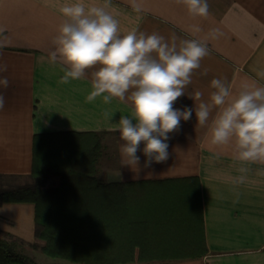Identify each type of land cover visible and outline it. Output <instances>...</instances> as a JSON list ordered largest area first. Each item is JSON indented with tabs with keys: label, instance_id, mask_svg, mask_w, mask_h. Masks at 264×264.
Listing matches in <instances>:
<instances>
[{
	"label": "crops",
	"instance_id": "1",
	"mask_svg": "<svg viewBox=\"0 0 264 264\" xmlns=\"http://www.w3.org/2000/svg\"><path fill=\"white\" fill-rule=\"evenodd\" d=\"M71 2L0 0V26L6 28L4 36L10 42L0 50V63L8 66L0 75L9 80L8 88L0 89L5 96L0 110L1 176L29 179L34 148H42L47 139L60 143L98 138L97 177L128 184L130 206L147 222L146 237L156 241L153 245L141 241L131 250L179 255L116 264H264V163L241 162L231 146L211 145L207 128L196 125L194 112L191 120L181 121L179 131L169 133V159L146 170L152 176L134 180L127 168L121 169L122 180L112 175L119 168L122 141L110 128L120 116L129 115V103L114 98L104 104L100 97L86 103L96 69L62 84L64 65L48 60L63 19L59 8ZM142 2L146 11L137 13L130 0H111L108 11L119 20L121 34L135 28L165 38L175 35L179 42L203 38L212 28L223 32L209 41L210 55L193 73L186 95L201 90L207 96L213 78L226 77L235 87L259 80L257 71L264 69V0H208L210 15L195 20L175 0ZM86 3L100 5L104 0ZM192 24H199L202 31L193 34ZM204 69L206 76L201 75ZM186 95L174 108H194ZM138 155L143 162V154ZM241 167L248 169L245 183L235 184ZM34 211L32 202L0 203V233L34 242Z\"/></svg>",
	"mask_w": 264,
	"mask_h": 264
},
{
	"label": "clouds",
	"instance_id": "2",
	"mask_svg": "<svg viewBox=\"0 0 264 264\" xmlns=\"http://www.w3.org/2000/svg\"><path fill=\"white\" fill-rule=\"evenodd\" d=\"M182 5L193 20L206 19L209 15L208 0H175ZM111 0L103 4H88L86 0H73L59 8L62 22L57 28L49 53V63L61 62L63 75L60 83L85 77L91 73V91L85 102L97 97L104 104L113 99L129 103V115L120 116L110 131L118 132L119 168L112 175L123 179L121 169L133 173L132 179L152 176L146 171L153 164L165 163L170 156L169 133L179 131L181 121L192 119L196 125L207 128L208 142L217 147L231 146L235 159L246 163H264V69L257 71L259 80L244 81L235 87L226 77L213 78L211 91L205 95L197 90L186 95L193 73L201 61L210 55L208 43L219 39L223 32L212 28L206 36L197 39L170 38L152 32L132 29L121 34L119 20L108 11ZM133 11H146L142 0H130ZM193 34L200 33L199 24L190 26ZM6 28L0 26V50L9 46L4 36ZM8 66L0 63V73ZM207 69L201 75H207ZM9 80L0 75V89H7ZM194 101V108H174L181 96ZM5 106V96L0 91V110ZM113 112L106 118L110 119ZM141 144L143 147L141 148ZM142 153L144 160L141 162ZM219 158V154H216ZM241 175L233 183L244 184L248 169H238Z\"/></svg>",
	"mask_w": 264,
	"mask_h": 264
},
{
	"label": "trees",
	"instance_id": "3",
	"mask_svg": "<svg viewBox=\"0 0 264 264\" xmlns=\"http://www.w3.org/2000/svg\"><path fill=\"white\" fill-rule=\"evenodd\" d=\"M98 159V138L60 143L47 139L42 148H34L30 180L0 185V203H34L35 241L29 244L66 262L47 264L178 258L175 252L168 255L131 250L141 241L151 245L156 241L146 237L147 222L130 206L128 184L109 183L97 177ZM51 178L56 183L47 185ZM6 235L12 239L0 236V264H39L20 249L19 238ZM37 240L42 243L37 245Z\"/></svg>",
	"mask_w": 264,
	"mask_h": 264
},
{
	"label": "rangeland",
	"instance_id": "4",
	"mask_svg": "<svg viewBox=\"0 0 264 264\" xmlns=\"http://www.w3.org/2000/svg\"><path fill=\"white\" fill-rule=\"evenodd\" d=\"M27 180H30L27 178H18V177H12V176H0V185H9V184H13V183H22L25 182ZM56 183L55 178H51L47 185H51ZM1 237H4L6 239H12V237H9L8 235H6V233H0ZM19 239H23L20 236H16ZM16 238V239H17ZM19 239H17L19 241V245H20V249H22L23 251H25L26 253H28L29 255H31L34 260L39 263V264H47V263H53V262H57V263H66L65 261L59 259V258H53V257H49L46 254H44L39 246H31V244H29V242H26L25 240L20 241ZM41 241L37 240V245H40ZM67 264H78V263H67Z\"/></svg>",
	"mask_w": 264,
	"mask_h": 264
}]
</instances>
